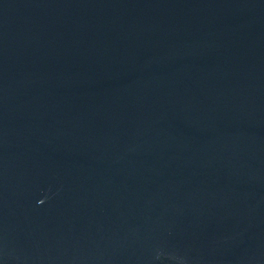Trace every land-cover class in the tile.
Masks as SVG:
<instances>
[{
  "label": "water",
  "instance_id": "obj_1",
  "mask_svg": "<svg viewBox=\"0 0 264 264\" xmlns=\"http://www.w3.org/2000/svg\"><path fill=\"white\" fill-rule=\"evenodd\" d=\"M0 264H264V0H0Z\"/></svg>",
  "mask_w": 264,
  "mask_h": 264
}]
</instances>
